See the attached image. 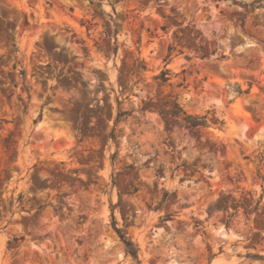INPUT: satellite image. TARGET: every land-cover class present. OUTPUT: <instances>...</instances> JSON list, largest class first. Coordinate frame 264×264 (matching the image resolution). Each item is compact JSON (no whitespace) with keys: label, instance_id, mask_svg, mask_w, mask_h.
<instances>
[{"label":"rangeland","instance_id":"374dc122","mask_svg":"<svg viewBox=\"0 0 264 264\" xmlns=\"http://www.w3.org/2000/svg\"><path fill=\"white\" fill-rule=\"evenodd\" d=\"M92 1L0 0V264H264V0Z\"/></svg>","mask_w":264,"mask_h":264},{"label":"trees","instance_id":"16d2710c","mask_svg":"<svg viewBox=\"0 0 264 264\" xmlns=\"http://www.w3.org/2000/svg\"><path fill=\"white\" fill-rule=\"evenodd\" d=\"M90 4H96L97 6H100V3H94L92 0H89ZM196 50V49H195ZM205 55H203L204 57ZM170 61V54H168L165 59V67L166 65L169 63ZM145 68V65L143 64L142 61L139 62L138 66H137V70L140 72L141 70H143ZM170 70L167 68H164L158 75H156L154 78L156 80H159L161 83L166 82L169 79V75H170ZM236 88L234 90V93L236 95H241L243 93H248V90L242 91L240 89L239 85H235ZM160 113L168 118V119H172L173 121H176L178 123H182L190 128H206L207 125V120H206V116L205 115H190V114H186L181 107H179V105L176 102L172 103L171 108H167V107H163L160 108ZM127 113L121 110H118L117 116L115 118L114 121V126L111 129L110 133H109V138H111L113 141L116 140V136L114 133V129L116 124L118 123V121L124 117ZM244 209V214L246 216L252 214L253 212H255L257 210V208H253V209H247L245 207H243ZM228 226V223L226 224V227ZM112 229L114 231V233L116 234V236L118 237V240L121 242V244L123 245V249L125 252V255L130 256L132 258V260H134L137 264H140V261L138 259V252L139 249L137 247V245L132 241V239L130 238V236H128V234L126 233V231L122 228L117 227L115 221H113L112 224ZM18 238H13L10 241H8V246L11 245V242H15L17 241ZM252 258L263 261L264 262V256L261 255H252Z\"/></svg>","mask_w":264,"mask_h":264}]
</instances>
